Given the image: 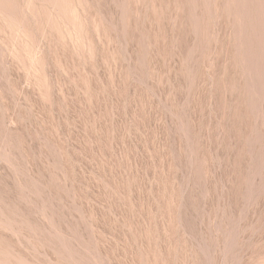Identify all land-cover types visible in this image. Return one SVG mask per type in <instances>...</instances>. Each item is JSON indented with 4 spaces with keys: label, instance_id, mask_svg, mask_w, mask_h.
<instances>
[{
    "label": "rangeland",
    "instance_id": "374dc122",
    "mask_svg": "<svg viewBox=\"0 0 264 264\" xmlns=\"http://www.w3.org/2000/svg\"><path fill=\"white\" fill-rule=\"evenodd\" d=\"M0 264H264V0H0Z\"/></svg>",
    "mask_w": 264,
    "mask_h": 264
}]
</instances>
